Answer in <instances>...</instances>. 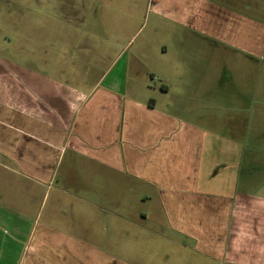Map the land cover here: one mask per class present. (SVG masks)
I'll return each instance as SVG.
<instances>
[{"label": "crops", "instance_id": "obj_1", "mask_svg": "<svg viewBox=\"0 0 264 264\" xmlns=\"http://www.w3.org/2000/svg\"><path fill=\"white\" fill-rule=\"evenodd\" d=\"M254 1L153 0L170 41L99 57L87 87L11 63L0 226L14 230L0 228V264H264V0ZM131 226L136 246L114 247Z\"/></svg>", "mask_w": 264, "mask_h": 264}, {"label": "rangeland", "instance_id": "obj_2", "mask_svg": "<svg viewBox=\"0 0 264 264\" xmlns=\"http://www.w3.org/2000/svg\"><path fill=\"white\" fill-rule=\"evenodd\" d=\"M152 1L0 0V96L3 90H8L7 69L13 68L11 63L15 66L33 63L50 75L63 77L66 83L78 81L86 86L97 76L94 64L99 62V57H113L130 40L129 54L138 50L150 54L149 48L143 51V42L159 47L171 39L168 21L158 17ZM254 2L262 4L263 0ZM87 64L94 71H88ZM147 78L153 87L160 88L159 77L147 75ZM51 206L52 196L46 204L44 218ZM31 207L33 211L37 209ZM143 224L144 230L151 225ZM0 228L7 233L6 230H14V225L3 222ZM4 232L1 235L7 237L8 233ZM139 232L135 227L129 228L131 238L138 237ZM115 240L114 247L120 248L121 240L136 246V239L129 236Z\"/></svg>", "mask_w": 264, "mask_h": 264}]
</instances>
